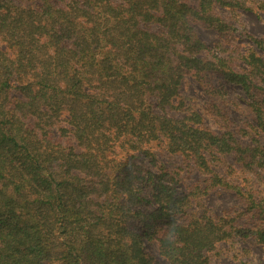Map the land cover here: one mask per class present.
<instances>
[{"label": "trees", "instance_id": "trees-1", "mask_svg": "<svg viewBox=\"0 0 264 264\" xmlns=\"http://www.w3.org/2000/svg\"><path fill=\"white\" fill-rule=\"evenodd\" d=\"M252 2L0 0V264H215L224 251L250 264L264 243V35L238 11ZM188 75L201 110L183 104ZM226 84L252 124L233 122ZM217 189L237 205L216 212Z\"/></svg>", "mask_w": 264, "mask_h": 264}, {"label": "rangeland", "instance_id": "rangeland-1", "mask_svg": "<svg viewBox=\"0 0 264 264\" xmlns=\"http://www.w3.org/2000/svg\"><path fill=\"white\" fill-rule=\"evenodd\" d=\"M252 5H255L253 10H239L238 15L239 19L244 23L248 32L255 36H263L264 35V10L259 8L258 4L264 2V0H252ZM258 6V8H257ZM224 12V11H223ZM239 27V26H238ZM241 28V26L239 27ZM199 35L210 45H213L218 41V37L216 32L211 28H206L203 26H198ZM234 42L237 45H240L242 49H245L249 45H251L250 41L247 37L242 36L240 33L236 32L233 36ZM264 55V54H263ZM226 98L230 99V109L229 114L233 120V122L237 125H244V122L251 123L250 117L247 113L241 112L237 109V105L244 104V95L242 90L234 85V84H226L225 85ZM182 98L184 105H191L196 110H201V108H205L208 103V98L204 93L202 87L199 83L190 75H188L182 86ZM262 143L264 144V134L260 136ZM171 161H174L172 159ZM246 175L242 174L240 178H244ZM252 177V176H251ZM257 188L259 183L255 184ZM263 186V185H262ZM208 202L210 206L216 211L221 213L224 209H229L233 206H236L238 200L236 199L233 192L225 191L223 189H217L211 192ZM149 248L153 249V246L149 245ZM226 248V246H224ZM249 256L246 258L250 261V264H264V243L263 244H252L249 247ZM154 250V249H153ZM215 264H235L227 252H221L219 256H216L213 259ZM163 264L166 262L163 260Z\"/></svg>", "mask_w": 264, "mask_h": 264}]
</instances>
